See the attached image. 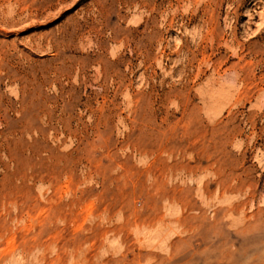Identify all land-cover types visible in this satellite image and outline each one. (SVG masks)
Masks as SVG:
<instances>
[{
    "label": "rangeland",
    "instance_id": "374dc122",
    "mask_svg": "<svg viewBox=\"0 0 264 264\" xmlns=\"http://www.w3.org/2000/svg\"><path fill=\"white\" fill-rule=\"evenodd\" d=\"M0 264H264V0H0Z\"/></svg>",
    "mask_w": 264,
    "mask_h": 264
}]
</instances>
